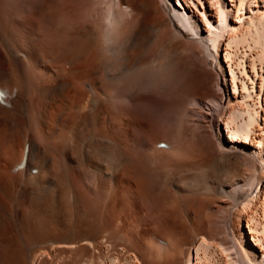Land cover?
<instances>
[{
	"label": "rangeland",
	"instance_id": "rangeland-1",
	"mask_svg": "<svg viewBox=\"0 0 264 264\" xmlns=\"http://www.w3.org/2000/svg\"><path fill=\"white\" fill-rule=\"evenodd\" d=\"M56 1L58 2L60 0H56ZM81 1L82 0H67L63 4L66 3V6H69V8L66 6L65 8L62 6H61L62 8H60V4H59L58 6H53V7L48 8V11L51 14V17L54 19L56 18L58 19V16H60L63 18L65 17L68 22L76 23V25L78 24L77 26L84 25L85 32L90 34L91 36H93L95 40H97V45H98L97 47L99 49L103 48V50L100 49L102 56L98 57V60L102 63L100 69L104 66V64L106 65V69H102L100 73H98L97 76L99 77V85H98L99 88L96 89L97 91L95 90L96 93L92 92V94L95 95L97 99L99 97V100H103L101 99L103 97L108 103L104 100L105 103L103 102L102 104L105 105L107 103L106 106H108V108L110 107V109H107L105 112L101 113L102 115H100V117L102 118L100 119L102 120V122L101 121L100 122L102 124L107 119L106 120L107 124L106 122L104 123V125L106 124L105 125L106 130L104 129L105 132L104 131L103 132L105 134H108L107 135L108 137L109 136L114 137L115 135L116 136L115 139L116 138L119 139V142L121 143L119 144L118 142L122 150L121 153L123 152L122 155L126 154V156L130 158L123 160V162H121L118 165H113V163L111 162V159L115 157L112 155H108L110 153L106 152L99 159V161L97 160V162H94V163L93 161H91L90 164L86 163L88 164V165L85 164L86 166L79 164V162H74L73 163L74 165L72 164L73 166L71 167L73 169L68 168L66 171V174H64L65 173L64 171L66 170L64 165L60 166L59 164H55L54 162L56 169H54L55 168L54 165L53 167H51L52 169L51 172L53 171L51 175L54 173L52 176L55 175V178H58L59 174L63 171V173H61L60 176L65 175L66 180L65 179L64 180L70 184L69 188L71 191H68L69 193L65 191L66 186L64 185H66V182H64L65 184L61 186L60 184L58 185V183H55L52 186H50V193L47 195L46 194L44 196L34 195L33 198L32 196L31 197L28 196L29 198H27V202H28L27 204L29 205L30 203L31 206L30 205L26 206L25 204L26 201L23 198L24 196L23 194L25 192H22L27 188L25 184H27L28 182L27 180L30 176L23 177L24 179L19 178L18 185L15 184V182L12 183V186H15V187L13 189H10L12 186L9 188L11 190V191L9 190L10 193L15 194L16 191H18L16 193V199L18 198V193H19V198H20L19 199L20 200L19 201V207H20L19 215L21 217H19V222L20 221L22 222V219H21L23 217L22 212L24 211L26 207H29L27 209L32 210V211H35L36 209L38 211L40 209L38 212L36 211V214L33 217V220L35 222L38 221V218H41L42 222H46L48 223V225H51L52 227L47 226V229L46 227H44V229H42L43 230L42 232L40 233L37 232L36 234H33V232H31V229H29L28 227H23L22 225H19V234H18L19 241H20L19 244H16L18 241L17 240H16L17 242L15 241L14 235H13V239H12V236L11 238L8 237L9 238L8 241L11 240L10 241L11 243L13 240L14 245L12 244L13 246L11 248V244H10V248H6L7 250L11 249L9 251H6V249L4 248L1 249V252L4 251L3 252L4 255L3 253H1L2 260L0 262L1 263L3 262V264L4 263L5 264H13V263L18 264V261H19L18 259L22 258L23 260L25 257H27V259L28 258L35 259L36 261L35 264H75V262L77 264L78 261H79L78 264L80 263L82 264H85V263L86 264H106L107 263L108 264L109 260H112V258L113 259L120 258L119 261L121 264H128V262L126 261V256L130 255L131 259L129 258L130 260L128 261H131V262L133 261L137 262L135 261V257H136V258H139L143 264H183L186 261V258L188 255L187 252L189 251L188 249L192 248V244H193L192 242L196 240L194 238H197L196 237L197 235L198 236L203 235V236L208 237L209 246H208V250H206L207 254H204V252L203 253L200 252L201 254H199L200 255L199 259L195 256V264H230L231 261H236L235 260L237 258L236 252L241 251L240 241L237 239V234L239 235L240 232H239V229L237 230L235 228H232L233 226H232V223L229 222V219H231L232 221L233 218L235 217L236 221H238L237 220L239 217L238 215L242 214L244 216L242 226L245 229H247L248 232L250 231V226L255 228V230L251 229V232L248 233L249 238H252V235H255L257 228H258V234H260V236L263 234V227H264V142H263V139H264V86H263L264 76L263 74H257L255 71H253L255 72L254 74L255 76H259V78H261V80H259V83H261V87H259V90H263L262 97L259 98V90H257V98H253L251 96V92H247V94L244 95L245 97H243L241 100L242 103L241 102L235 103L237 104V106H239L238 109L241 111L239 115L236 116V119L234 121L235 124L241 123V121H244V120L245 121L247 120V122L251 121L250 127H249L250 129L246 127V129H244L246 131H240L237 134L238 137L240 138L239 140L241 139H244L246 141L251 140L250 142H253V146L255 148V153L254 154L252 153V154L253 156H255V158H258V159H254V163L253 162L251 163V161H247L246 165L244 166L243 164L241 165V163L239 162L234 163V162L229 161V159L225 158L224 160L226 162L222 160L223 163H220L219 168L215 172L214 170H212V167H211L212 163L210 162H212L213 159H215L220 154H223L224 153L223 151H229V149L232 147L231 146L228 147L223 143L221 134H220V137H218V135L216 134V130H215L216 121H214V117L212 118V115L209 114L212 112L209 109L210 105L213 107V109H216L214 111H216L217 112L216 115H218L219 109L221 107L220 105L221 103H223L222 102L223 100L221 99L222 97L221 79H220V76L217 70L215 69L216 68L215 63L212 60L213 58L205 54V51L201 45L194 43L192 40L183 38L179 41L178 46H177V48L179 49L178 57L181 58L180 62L184 64V65L182 64V66L185 67V65H187L188 68L186 70H189L190 72L186 71L187 73L183 74V76H180L179 77L180 79L178 77L174 79L175 76L173 78V77H170L169 74L167 75L164 72L158 71L159 72L158 73L155 71L156 74L158 73V75L157 76L154 75L155 72L153 73L154 76L150 74L149 76H151V80L150 78L148 79V76L147 78H145V76H142L144 77V79L140 76L141 79L140 77L137 78V81L139 79V81L137 82L136 80L134 81L133 79L134 77H132L133 75H130L131 77H129L128 79L126 77V80H123L124 81L123 83H125L123 85V83L121 82L122 81L121 78L125 79L123 77L124 75L121 76L120 71L117 70L119 73L115 71L116 74L120 75L121 77L117 75L116 79L118 78L121 81L119 83H117L118 79L115 81H117L116 82L118 84L117 87H119L121 83L120 87L122 89L116 88V87L114 90L112 88L111 90L104 89L102 87L103 86L102 85L103 80L101 78L102 74H105V72L109 69L110 70H112L113 68L115 69V67H117L120 70V66H118V64H120L121 66L122 64L123 65L125 64L128 65V63L131 64L133 60H135L134 58L135 55L137 57L140 56L139 58H137V60H135V62L137 61L136 62L137 64L140 63L138 64L140 66L142 65L141 62H145L148 59H149L148 60L149 64H150V61L151 60L153 61L154 59L153 61L154 63L152 62L153 65L152 63L150 65L151 66L158 65L157 67H159V65L161 64V62L158 64L159 61H164V60L166 61L168 59L166 54L163 55L162 54L163 52L161 51V49L158 48L159 43H161L162 41L160 42L158 40L161 39L164 42H167L170 36L173 35L174 33V26L172 25V20L170 19L169 13L166 10V7L163 4L162 0H127L126 1L127 5H130L131 7L135 8L134 15L131 16L129 19L133 20V18L136 16L142 22H146V24H150V23L153 24L154 22V23H159L161 25L160 30H154L153 32L152 30L150 31V29L145 30L149 35L147 33H144L145 31L141 33L142 35L139 34L140 35V37L138 35L139 42L137 41L138 39L136 38L137 44L139 46H142L140 44L144 42L147 48L145 47L141 48L138 45H136L137 47L136 46L132 47L130 45L128 46L127 43H125L126 40L124 39L126 32L124 33V36H120L124 32V28L127 31V27L125 26L126 23H124L126 22V20H129L128 18H126L127 16H123V18H121V23L124 25V27H122V24L118 25L116 23H114L113 25H110L111 19H109V17L111 18L112 15L115 16L114 13L118 11V8H119L118 0H116V2L112 0H105V1L104 0H86V2L88 1V3H86V6L79 9L78 5ZM181 1L184 2V7L187 8L189 12H195L199 14L205 8L204 10L209 14V16L212 19L215 18V22L218 21L219 13H216L215 11L217 8L216 6H217L218 0H211L210 8L208 7V0H203V7L199 3L193 5V4H187L185 0H181ZM233 1L234 0L232 1L230 0V4L228 3L227 4L231 6ZM251 1H252L251 6H249L248 4L247 5L248 7L245 8V12L248 15L253 14V12H250V10L257 9L256 4H258V7L263 9L264 0H251ZM256 1H258V3ZM113 3L115 4L113 5ZM237 3L239 4L238 0H237ZM6 7H9V5H6L5 9L0 10L1 16H3V18H1L0 16V28L6 31L8 35H11L12 39L17 38V41H19L20 43L15 45V44H12L11 42L2 41L3 43L2 44L0 43V53H1L0 55L2 56V58L6 57L7 59V54L10 53L8 56H11L15 58L17 61H19V63H17V69L19 70V74L20 75L22 74L21 76L22 80H24L23 81V94L25 98L24 102L27 104V106L29 107L28 104H29V97H30L29 95H31V90H30L32 88L31 86H35L33 84L37 83L36 86L39 83H40L39 85H42L45 82L49 84L51 81V80L48 81L49 79L56 80V78L57 79L59 78V80H61L62 78H64L65 80L70 82L69 86H71V91L67 92V95H69V99H67V101L65 102L67 104V106H65V108L67 107L66 108L67 110L66 115L68 116L67 119L71 120V123L73 120L72 118L73 114H77L79 113V111H83L84 113L86 112L85 114H88V113H92L90 109H92V111H95V109H98L99 108L98 106H100L99 102L93 103L95 106L89 105L91 106V108H87V110L85 111L84 109H80V106L73 108L75 104L77 103L80 104V102L84 98V93L83 95H81L77 90L80 88H84V87L87 89L89 86L88 83L91 82L90 76H88L90 75V72L89 74L83 73V72L85 71L84 68L87 65L89 66L90 63L93 62V60H95V57L92 53V51L95 48L94 43L93 44L90 43L91 45L90 44L88 45L84 43V39H82L80 42L84 43V45H82L79 48L76 58L73 57L72 60L71 59L69 60V54L62 58H59L63 56V54L59 53L61 51L60 49L59 50L54 49L55 47L57 48V45L56 46L54 45L53 40H50L49 36L46 37V35H48L46 33L47 31H44L43 33L39 31L37 32L38 24H35V26L27 25V27H24L26 26V25L23 26L25 18H23L24 15H22L20 12H19V24L16 23L17 21L14 19V16L12 14H11L12 16H10L8 13L10 9L9 8L7 9ZM112 9L114 10L111 11ZM76 12H79V15H80L79 17L78 15H76ZM109 12L111 16L108 15ZM237 12H238L237 9L234 7L233 15H237L238 14ZM39 14L41 15V12H39ZM248 15H245V17H247ZM17 17L18 16H15V18ZM135 18L134 20H139ZM41 19H46V14L45 16H40V20ZM122 19L123 20L125 19V21L123 22ZM200 19L202 20V18ZM203 19L205 20L204 17ZM232 19L235 20L237 19V17L233 16ZM258 22L260 21L259 20L256 21L255 24H249L247 26L248 29L246 27L244 28L245 30L242 31L244 32V34H242L243 38L241 37V39H239L240 42L238 41V39L232 42L233 44H232V55L231 56H233V54L235 55L233 56V58L237 59V68H239V70L241 71L243 70L245 66V64H243V61L247 60L248 57H250L251 53H256V52L260 53L262 50H264V36H263L264 26L259 25L258 27ZM17 28L19 31H17ZM122 28H123V32H121ZM69 29L70 28L65 27V26H63L62 29L58 28L59 31H64V32H68ZM258 30L260 31L261 34H259ZM15 31L17 32V34L15 33ZM158 31L159 33H157ZM21 33L23 34L21 35ZM143 33L147 34L148 36H144ZM221 33L223 35H227L229 33L231 38L235 36L233 34V31H230L229 28H227L226 30H224V28H221V32H219V34ZM24 34H27V35H24ZM63 34H66V33H63ZM151 34L155 36H152ZM219 34H212V32H210V35L211 36L216 35L215 37H218ZM33 35H34V38H36V36L38 37L37 39L33 38V41H32L31 39ZM127 35L125 36V38L127 37ZM223 35H220L218 37V40L222 38ZM25 36L27 37L28 40L25 38ZM147 37H151V39ZM149 39L151 40V43L147 44L148 42H146V40L149 41ZM214 40L215 38H213L212 40L213 47H216L218 41L217 40L214 41ZM118 41L120 43L124 41L123 43L125 44V46L124 44L122 45L125 47V49L124 47H121L122 46L121 44L120 45L118 44ZM22 43L25 45L28 44L26 45L27 47L31 46L30 50L33 49L34 54H32L27 49H24L25 47L23 48ZM52 44H53V50L52 48H50L52 47ZM155 44H158V45H155ZM14 45L15 47H18V48H15ZM115 45L120 46V48H118ZM112 47L114 49H112ZM116 47L123 52L119 51ZM140 48L141 49L145 48V50L140 51L141 50ZM17 49L19 50V52H17L18 51ZM122 49H124L125 51ZM135 49L136 51L138 49L137 52L140 51L143 53L139 52L140 55L139 53H137L138 54L137 55L135 51L133 52V50ZM154 49H158L159 52L158 50L153 51ZM50 51L51 52L54 51V52L51 53ZM127 51L128 52L131 51V53H127ZM148 52L151 53L150 56H148L149 55ZM154 52H157V55H159L158 56L159 58H157ZM226 52L227 51L223 50L222 55H225ZM153 54H155L154 56L156 57L153 59H150L152 58L151 56ZM34 55L39 57L41 60L42 64L40 63L41 65H39V67L37 65V62H35L36 59ZM1 56H0V59H1ZM126 56L127 58H125L126 59L125 60L124 57ZM231 56L230 55L226 56V61H227V58H229V60H233ZM65 58L70 61V64H69V61H67ZM144 58L147 60H145ZM170 58L171 57H169V59ZM128 59H130L132 62H130V60L128 61ZM138 59L140 60L139 62H138ZM155 59H160V60L157 61ZM2 63L3 62H1L0 60V66L2 65ZM227 63H228L227 64L228 71L231 74V72H233L234 70L233 68H231V64H229V62ZM258 63L264 66V56L258 58ZM32 64L36 65V66L33 65L35 67L34 69H32ZM251 64L253 63L251 62ZM5 67L8 70V67H11V65L6 64ZM157 67L155 69H157ZM72 68H74L75 70ZM196 70H200L202 72V75H203L202 78L204 80L203 82H200L199 80H197V79H200L198 77H196L197 79L193 78L194 74H192V72L194 73ZM259 72L263 73L264 69L262 70L261 68ZM231 75L233 76V74ZM83 76H85V78ZM127 76L129 75L127 74ZM127 80H128V83H127ZM142 80L146 82L148 81V82L141 83ZM52 82L54 84L56 83L55 81H52ZM248 82L250 83V86H251L252 84L251 80H248ZM129 83L130 84L133 83L134 86L133 84L130 85ZM144 83L147 85H145ZM137 84H140L143 87V89L142 87H139V85ZM75 88L77 90H75ZM135 88L137 90L141 88L142 90H145V91H142L140 89L139 91H137L140 94L136 95L137 92L135 91L136 92L135 93L133 91V90H136ZM251 88H253V86H251ZM27 89H29L30 91L29 90L27 91ZM256 89H258V87ZM243 91L246 92L245 88H243ZM5 93H8V92L6 91ZM141 95L145 99L140 98ZM7 96H4L6 100L7 98H9ZM150 97H152L153 99H151ZM131 98L132 99L134 98V99L131 100ZM141 99H142V102H145L146 100L147 104L150 106L155 107V105L157 104L156 106L157 108H159L161 103H163L164 105H161V108L159 109L163 110L166 107L164 109L165 111L163 112L164 118H162L163 115H160V112L158 111L153 112V109H151L153 107L150 108L147 105L152 111L148 108L149 110L145 112V116H143L144 113L141 114L143 117L139 114V112H137L139 114V120H138L137 119L138 117L134 116L136 113L132 114L130 112V109L127 110V108H129L128 105L131 106L129 102L130 100H131V103L134 100H135L134 102L137 103L138 101V103H140ZM208 102L210 105L208 104ZM57 104H58L57 106L51 107L52 112L58 110L59 106L60 107L62 106L61 102H58ZM108 104H111V105L109 106ZM124 104H128L126 105V110H125V107L122 106ZM28 107L27 109H29ZM120 108H122L123 110L121 109L122 110L121 111ZM108 110H111V111H108ZM19 111H20L19 119L23 121L22 122L23 128L20 127L19 125V130L18 128L16 130L14 129L13 134L10 135L11 137L9 136L10 138L7 139V142L8 143L10 142V144L7 143L8 145H14L13 149L9 148L11 149V152H13L12 154L13 156L10 153V155L7 154L9 155L10 159L9 157L7 158L9 159V162L14 161V163L17 159H19L20 161L24 157V152H23L24 141H25L24 138L27 136L28 138L27 140L29 141L33 139V137L30 138V135L32 136L33 134L32 129H30L29 127L27 128L24 127V124L26 122L24 121L25 119H23L24 116H22V115L28 116L29 112L26 109H22V110L20 109ZM22 111L24 112V114ZM127 111L131 114V116ZM106 112L107 113L109 112V114L107 115H111L110 120H109V117L106 116ZM258 112L260 113V116H262L260 117V119H258L257 117ZM0 113H3L1 108H0ZM146 113H149L150 115L153 113L152 114L153 116L146 115ZM155 113L156 114L158 113L159 115L158 114L156 115ZM253 115H254L253 119L250 118V116L252 117ZM132 116L135 117V118L133 117V120H131ZM69 117L71 119H69ZM105 117L107 118L105 119ZM144 117L146 118L143 121ZM126 118H129V119H126ZM215 118L217 119L218 116ZM134 120H136V122H133ZM61 122H62L61 120H55V127L57 128V131H56L57 136L62 134V136L59 138L63 139L71 134V136L69 137L72 143H75L74 141H76V143L77 141L78 142L82 141L84 143V146L86 147L89 144V142L93 140V135L95 136L99 134V132L101 131L100 126L102 125V124L101 125L98 124L99 125L98 126L97 124H94L93 128L91 126L90 131H89L85 129V127H83L82 123H79L78 125L79 128H76L72 126L71 124H66L68 126H63L60 124ZM67 123H69V121H67ZM106 126L109 129L106 128ZM61 129L63 130L61 131ZM22 130H25V132ZM20 132L21 133L24 132V133L20 134ZM22 135L24 136L22 137ZM11 138H13V142L11 141ZM230 138H234V137L230 136ZM261 138L263 139L260 142V140L258 139H261ZM117 139L116 141H118ZM162 142L167 143L168 146L167 145L161 146L160 144ZM229 143L231 145L233 142L229 140ZM61 144H64V143H61ZM256 146L258 149L256 148ZM14 149L16 152L12 151ZM123 150L124 151L127 150V152L125 153ZM8 159L1 160V165L3 164L2 166L5 170V174L8 173V168H9ZM101 160L102 161L105 160V161L100 163ZM92 163H93V166L91 165ZM97 164H99L98 167H97ZM33 165L34 166L39 165V166L36 167L34 170L35 172L31 174L32 177H37L42 172V170L47 167V165H43L41 163L40 157L38 160L35 161ZM133 165L136 167L132 170L131 167ZM228 165L229 166L231 165V166L229 167ZM60 167L62 168L64 167L63 170ZM199 167L202 168L201 172H203V170L206 168V170H204L207 172L205 175L206 177L202 176L203 173H201L200 170H198ZM203 167L205 168L203 169ZM227 167H229L230 169ZM59 168H60V173L58 170ZM224 168L225 169L227 168L228 171L227 169L224 170ZM76 169L78 172L80 170L78 175H80L81 173L80 176L77 175L78 179H80L79 182L75 180L77 179V176L76 178H74L75 174H77ZM70 170H74V171H70ZM231 170L233 171L231 172ZM129 171L132 172V175H134V177L133 176H130V177L134 178L135 180H133L132 178L130 179L128 177V174L131 175ZM16 172L17 171L15 168V171L14 170L11 171V175H15ZM97 172L100 174H98ZM136 172L138 173L140 172L138 174L140 176L137 175L138 179L136 178V175H135L137 174ZM145 172L148 175L150 174L151 176H154L155 178L154 181L152 182L153 184L149 192L150 193L149 195L151 197L149 201L145 198L148 193L146 194L144 190L142 191V185H144L143 184L144 181L142 179H144L143 177H145L144 176ZM212 172L214 173L212 174ZM142 174L143 176H141ZM222 174L225 179L222 178ZM251 174L253 175V180L249 178ZM126 175L129 180L126 179L127 178ZM234 176L240 179L241 181L240 189L244 190L245 192L244 197L242 199H239V198L230 199L228 197L227 198L223 197L222 195L219 194V191H220L219 189L221 187V184L224 183L223 180L228 179L229 181L233 182ZM140 181L142 183H139ZM259 181H260V184L258 187ZM86 185H87V188H86ZM79 186L80 188L85 186L84 189L86 188L85 190H87L86 191L87 194L85 195L89 194L91 199H88V197L87 199H81L82 198L81 196L78 197V195H80L78 192L80 189ZM88 186H90V188ZM211 186L214 188L212 189ZM178 188L181 189V194H183L182 205L184 206V208L187 209V211L189 210V214H186L187 211H181L176 207L175 199L177 197L174 192ZM216 188H218V190H214ZM258 189L261 190V192ZM13 190L15 191V193H13L14 192ZM212 190H214L216 193ZM88 191L90 193H88ZM82 192L83 191H81V194ZM258 193L260 197L257 199L256 195ZM152 194L153 195L155 194V195L153 196ZM37 196L39 198H37ZM67 196L70 197L69 199L72 202L69 201ZM184 197H188L187 199L190 198L189 201L190 200L191 201L189 202L188 200L186 201V199L184 200ZM116 198L117 200H115ZM21 199L24 200L25 202H23ZM75 199L78 201H76ZM122 200L125 201V203H123ZM6 202L8 203L7 200ZM9 203L8 205L6 204L4 206L5 207L4 210L6 213H9L10 218H12L15 215L14 213H11V212L15 211L14 209L17 205H16V201L11 203V205L13 204V206L15 205V207L13 206L11 207ZM9 205L11 209H9ZM84 205L90 206V208H92L93 211H89L88 208L87 210H85ZM6 206L8 207L7 208L8 210L6 209ZM136 207L138 209V210L135 209V211L137 210L136 211L137 213H135L134 211V208ZM175 210H178V211H176V213H173ZM228 215H230L231 218ZM114 216H115V219H114ZM136 219L137 221H135ZM83 239L93 241L95 244L93 246L95 250L89 246L88 247L85 246L84 248L86 249L79 250V248L77 247L81 244H85L82 242L84 241ZM107 239L108 241H110L112 245V247L109 248L108 251H107V245H106L108 244V241H106ZM64 242H70V243L75 242L76 245L72 247L73 248L72 250L65 249V248L64 250L62 248L60 249L57 244L64 243ZM120 247H124V248L120 251ZM82 250H86V251L84 252ZM103 250L106 253H104ZM202 251H204V249ZM5 253L6 254L8 253L9 255L7 254L8 255L7 256ZM4 256L7 257L8 261L6 258H5L6 260H4L3 258ZM201 257H203L204 259ZM87 258H89L90 260ZM85 259L87 260V262L86 261L82 262V260L84 261ZM231 264H235V263L232 262Z\"/></svg>",
	"mask_w": 264,
	"mask_h": 264
},
{
	"label": "bare ground",
	"instance_id": "bare-ground-1",
	"mask_svg": "<svg viewBox=\"0 0 264 264\" xmlns=\"http://www.w3.org/2000/svg\"><path fill=\"white\" fill-rule=\"evenodd\" d=\"M65 1H67V0H60V1H56V0H0V10H2V9H5V6L6 5H9V7H6L7 9L9 8L10 10H9V12H8V10H7V12L9 13V15L10 16H14V19L17 21H15L16 23H18L19 24V12L22 14V15H24V17L23 18H25L24 19V23H23V26L24 25H26V26H24V27H27V25L29 26V25H34L35 26V24H38L37 26H38V30H37V32L39 31V32H44V31H47L46 33L48 34V35H46V37L47 36H49L50 37V40H53V43H54V45L56 46L57 45V48L55 47L54 49L55 50H61L59 53L60 54H63V56H61V57H59V58H62V57H64V56H66V55H68L69 54V60L71 59L72 60V58L74 57V58H76V56H77V53H78V50H79V48L82 46V45H84V43H86V44H93L94 43V50L92 51V53H93V55H94V57H95V60H93V62H91L90 63V65L88 66H86L85 68H84V72L83 73H87V74H89V72H90V75H88V76H90V79H91V82H89L88 84H89V86H88V88L86 89L85 87L84 88H80V89H76L75 88V90H77L81 95H83V93H84V98H83V100L80 102V104H75L74 106H73V108H75V107H79L80 106V109H84V111L85 110H87V108H91V106H89V105H94L93 103H100V106H98L97 104V106L99 107L98 109H95V111H92V109H90L91 110V112L92 113H88V114H85L83 111H79V113H77V114H73V116H72V118H73V120H72V123H71V120H68L67 118H68V116L66 115L67 114V110H66V108H65V106H67V104L65 103L66 101H67V99H69V95H67V92L68 91H71V86H69L70 85V82L69 81H67V80H65L64 78H62L61 80H59V78L57 79L56 78V80H54V79H49L48 81H50V83L49 84H47L45 81V83H43L42 85H37L36 86V84L37 83H35V84H33V85H35V86H31L32 88L30 89L31 90V95H29L30 97H29V107L27 106V104L24 102L25 100V98H24V94H23V81L24 80H22V74L20 75L19 74V70L17 69V63H19V61H17L15 58H13V57H11V56H8L9 54H7V59H6V57L5 58H2V56H1V62H3L2 63V65L0 66V90H2V91H4V92H8L7 94H8V96L7 97H9V98H7V100L5 99V97H3L2 99H1V101H0V108L2 109V112L4 113H0V261L2 260V254L1 253H3V252H1V249H6V248H10V244H11V248H12V246L14 245L13 244V240H12V242L10 243V241L11 240H9L8 241V237H10L11 238V236H12V239H13V235H14V237H15V241L17 242H15L16 244H19V237H18V234H19V225H22L23 227H28L29 229H31V232H33V234H36L37 232H42L43 230L42 229H44V227H46V229H47V226H51V225H48V223H46V222H42V219L41 218H38V221L37 222H35L34 220H33V217L35 216V214H36V211H37V209L35 210V211H32V210H29V209H27V208H29V207H24L25 209H24V211L22 212L23 213V217L21 218L22 219V222L20 221L19 222V217H21L20 215H19V193H18V198L16 199V193L18 192V191H16V193H15V191L13 192V193H15V194H11L10 193V189H13L15 186H12V183H14L15 182V184H17L18 185V183H19V178H23V177H29L28 178V182H27V184H25L26 186H27V188L24 190V191H22V192H25L23 195V198H24V200L26 201V206L28 205L27 203V198H29L28 196H32V198H33V196L35 195H41V196H44L45 194L47 195V194H49L50 193V186H52L53 184H55V183H58V185L60 184V186L61 185H64L65 183L64 182H66L65 180H66V177H65V175H62V176H60V174L61 173H63V168L65 167L66 168V170L64 171L65 173L64 174H66V171H67V169L68 168H71L74 164V162H79V164H82L83 166L86 164V163H91V161H93V163L94 162H97V160L99 161V159L107 152V153H110V154H108V155H112V156H114L115 158H112L111 159V162L113 163V165H118V164H120L121 162H123V160H125V159H129L130 157H128V156H126V154H123L122 155V153H121V147L119 146V144H121L120 142H119V139H117L118 141H116V139H115V135H114V137L112 136V137H108L107 135L108 134H105L104 132V129H105V125L107 124V122H106V118L107 117H109V120H110V116L111 115H107V114H109V112L107 113L106 112V116L107 117H105V122H106V124L104 125V123L102 124L101 122H102V120H100V119H102L101 117H100V115H102L101 113H103V112H105L107 109H110V107L108 108V106H106L107 105V101L102 97L101 99H103V100H99V97H98V99H97V97H95V95H93L92 94V92H95V90L96 89H98L99 88V77L97 76L98 75V73H100V71L102 70V69H106V65L104 64V66L100 69V67H101V62L98 60V57H101L102 55H101V51H100V49L97 47L98 45H97V40H95L94 38H93V36H91L90 34H88V33H86L85 32V28H84V25L83 26H77L76 25V23H73V22H68L67 21V19L64 17H60V16H58V19L56 18V19H54V18H52L51 17V14L49 13V11H48V8H50V7H53V6H58L59 4H60V8H62V7H64L65 8V6H66V3L65 4H63ZM105 1V0H104ZM112 1H114V2H116V0H112ZM126 1L127 0H118V4H119V8H118V11L116 12V13H114L115 14V16L114 15H110V12H109V16H111V18L109 17V19H111L110 21V25H113L114 23H116V24H122L121 23V18H123V16H127L126 18H130L131 16H133L134 15V12H135V8H133V7H131L130 5H127V3H126ZM232 1V0H231ZM60 2H62V3H60ZM70 2V1H69ZM110 2V1H109ZM162 2H163V4L165 5V7H166V10L168 11V13H169V16H170V19L172 20V25L174 26V33H173V35H171L170 36V38L167 40V42H164L163 40H158V41H162L161 43H159V49H161V51L163 52H161L163 55L164 54H166V56H167V60L165 61H159L158 62V64L161 62V64L159 65V67H157V66H151L150 64L154 61V59L153 58H155L156 56H157V58H159L158 56L159 55H157V52H154L155 54H156V56H154L155 54H153L151 57L152 58H150V59H153V61L151 60L150 61V64L148 63V60L147 59H145V60H147V61H145V62H141L142 63V65L140 66V65H138V64H140V63H136L135 62V60H137V58H139V57H137L136 55L134 56V58H135V60H133V62L130 60V59H128V61L130 60V62H132L131 64H129L128 63V65H126L125 63V65H123L122 63V66L120 65V64H118V66H120V70L117 68V67H115V69L113 68L112 70H107L106 72H105V74H102V80H103V83H102V87L104 88V89H110L111 90V88L114 90L115 89V87L116 88H121L120 86H121V83H120V85H119V87H117V83H119L121 80V82L123 83L124 81L123 80H126V77H127V79L129 78V77H131L130 75H133L132 77H134L133 79H134V81L136 80L137 81V78H139L140 76L142 77V76H145V78H147V76H148V79L150 78V80H151V76H149L150 74L151 75H153V73L156 71V72H164L165 74H169L170 75V77H173L174 78V76H175V78L174 79H176L177 77L179 78L180 76H183V74H186L187 72L186 71H189V70H186L188 67H187V65H185V67L184 66H182V64L183 63H181L180 62V59L181 58H179L178 57V48H177V46H178V43H179V41L181 40V39H183V38H186V39H188V40H192L194 43H197V44H199V45H201L202 47H203V49H204V51H205V54L206 55H208V56H211L213 59V61H214V63H215V69L217 70V72H218V74H219V76H220V79H221V84H222V89H221V91H222V93H221V95H222V97H221V99L223 100L222 102L223 103H221V107H220V109H219V112H218V115H216V111H214V110H216V109H213V107L209 104V102H208V104L210 105V107H209V109L212 111L211 113H209V114H211L212 115V118L214 117V121H216V126H215V130H216V134L218 135V137H220V134L222 135V140H223V143L226 145V146H228V147H232V148H230L229 149V151H223L224 153L223 154H220L219 156H217L215 159H213V161L212 162H210V163H212L211 165V167H212V170H214L215 172L217 171V169L219 168V166H220V163H223L222 162V160H224L225 158H227V159H229V161H231V162H239V163H241V165L243 164L244 166L246 165V162L247 161H251V163L253 162L254 163V159H258V158H255V156H253V154L255 153V148H254V146H253V142H250V141H246V140H244V139H241V140H239L240 138L238 137V133L240 132V131H246V130H244V129H246V127L247 128H249L250 127V122L251 121H249V122H247V120L245 121H241V123H237V124H235V119H236V116L237 115H239V113L241 112L238 108H239V106H237V104H235L236 102H241L242 103V98L243 97H245L244 95L245 94H247V92H251V96L253 97V98H257V90H259V87H261V83H259V80H261V78H259V76H255L254 74H255V72L257 73V74H263V76H264V72L263 73H261V72H259L260 70H261V68H262V70L264 69V66H262V65H260L259 63H258V58H260V57H262V56H264V50H262L260 53H258V52H256V53H251V55H250V57H248V59L247 60H244L243 61V64H245V66H244V68H243V70L241 71V70H239V68H237V59L236 58H233V56H235L234 54H233V56H231L232 55V42L233 41H235V40H237L238 39V41H239V39H241V37L243 38V35L242 34H244V32H242L243 30H245L244 28L246 27L247 28V26L249 25V24H255V22L256 21H260V22H258V27H259V25L260 26H264V7H263V9L262 8H260V7H258V4H256V7H257V11L256 10H254V9H252V10H250V12H253V14H251V15H248L246 12H245V8H247L248 6V4H249V6H251V4H252V1L251 0H238V2H239V4L237 3V0H234L233 1V3L231 4V6H229L225 1H223V0H218V2H217V8H216V13H219L218 14V16H219V19H218V21L217 22H215V18L214 19H212L210 16H209V14L203 9V11H202V13H203V17L205 18V20L204 19H200L201 17V15L199 16V14H197V13H195V12H189V10H187V8H185L184 7V2L183 1H181V0H177V2H173V0H162ZM257 3H258V1H256ZM86 3H88V1L86 2V0H82L80 3H79V5H78V7H79V9H81V8H83V7H85L86 6ZM69 4V3H68ZM115 3H113V5H114ZM62 6V7H61ZM73 6V5H72ZM228 6V7H227ZM66 7H68L69 8V6H66ZM193 7V6H192ZM236 8L237 9V15H233V8ZM196 8V7H195ZM114 9H112L111 11H113ZM4 11H6V10H4ZM242 11V12H241ZM6 12V13H7ZM39 12H41V15L39 14ZM12 14V15H11ZM45 14H46V19H41L40 20V16H45ZM76 15H78V17L80 16L79 15V12H76ZM245 15H248L247 17H245ZM0 16H1V12H0ZM15 16H18L17 18H15ZM230 16V17H229ZM233 16H236L237 17V19H235V20H233L232 18H233ZM59 17H60V19H59ZM136 17V16H135ZM134 17V18H135ZM200 17V18H199ZM1 18H3V16H1ZM133 18V17H132ZM134 18H133V20L132 19H129V20H126V22H124L125 21V19L123 20V22L124 23H126V27H127V31H126V29L124 28V32H123V28H122V31L121 32H123L120 36H124V33L127 35V37L125 38V36H124V39L126 40L125 41V43H127V45L129 46H136V45H138L137 44V41L139 42V39H138V35L140 34V35H142L141 33L143 32V31H145V30H148V29H150V31L152 30V32L154 31V30H160V24L159 23H154L153 22V24H146V22H142L138 17H136L137 19H139V20H134ZM135 18V19H136ZM5 19V18H4ZM36 19H37V21H36ZM5 21V20H4ZM84 22V21H83ZM220 22H222V23H220ZM14 23V22H13ZM115 24V25H116ZM16 26V25H15ZM63 26H65V27H68V28H70L69 29V31L68 32H64V31H59L58 30V28H60V29H62L63 28ZM121 27V26H120ZM122 27H124V25L122 24ZM21 28H22V26H21ZM221 28H224V30H226L227 28H229L230 29V31H233V34L235 35V36H233L232 38H231V36H230V34L228 33L227 35H223L222 33L221 34H219V32H221ZM121 29V28H120ZM162 29V28H161ZM248 29V28H247ZM262 29V28H261ZM263 29H264V27H263ZM6 30V29H5ZM22 30V29H21ZM35 30V29H34ZM17 31H19L18 30V28H17ZM29 31V30H28ZM259 31V30H258ZM36 32V33H37ZM149 32V31H148ZM210 32H212V34H219L218 35V37L220 36V35H223V37L222 38H220L219 40H218V37H215L214 35L213 36H211L210 35ZM15 33L17 34V32L15 31ZM24 33V32H23ZM23 33H21V35L23 34ZM35 33V32H34ZM63 33H66V34H63ZM144 33H147L146 31L144 32ZM143 33V34H144ZM151 33V32H150ZM157 33H159V31L157 32ZM157 33H155V34H157ZM39 34V33H38ZM37 34V35H38ZM148 34V33H147ZM147 34H144V36H148ZM259 34H261L260 33V31H259ZM20 35V34H19ZM24 35H27V34H24ZM23 35V36H24ZM140 35H139V37H140ZM152 36H155V35H153V34H151ZM159 35V34H158ZM39 36V35H38ZM38 36H36V38H34V35L32 36V41H33V38L34 39H37V37ZM144 36H142V37H144ZM264 36V35H263ZM16 37V36H15ZM21 37V36H20ZM28 37H30V36H28ZM19 38V37H18ZM25 38L27 39V37L25 36ZM123 38V37H122ZM136 38L138 39L137 41H136ZM147 38H150L151 39V37H147ZM213 38H215V40L214 41H218L217 42V45H216V47H213ZM260 38V37H259ZM30 39V38H29ZM82 39H84V43H81L80 41L82 40ZM123 39V40H124ZM149 39V41L148 40H146V42H148L147 44H150L151 43V40ZM20 40V39H19ZM28 40V39H27ZM142 40V39H141ZM2 41H7V42H11L12 44H15V45H17L18 43H20L19 41H17V38H14V39H12V37H11V35H8V33L6 32V31H4V30H2V28H0V43L2 44L3 42ZM35 41V40H34ZM49 41V40H48ZM237 41V42H238ZM124 42V41H123ZM120 43L119 41H118V44L120 45H122V44H124V43ZM145 42V43H146ZM156 42V41H155ZM240 42V41H239ZM90 44V45H91ZM143 44H144V42L142 43V44H140V45H142V46H139V47H145V48H147L146 47V45L144 44V46H143ZM15 45H14V47H15ZM26 45H28V44H26ZM25 44H23L22 43V46H23V48L24 49H27L28 51H30L32 54H34V50L32 49V50H30L31 48V46H26ZM126 45V46H127ZM155 45H158V44H155ZM4 46H5V44H4ZM115 46H117L118 48H120V46H118V45H115ZM115 46H113V47H115ZM124 46H125V44H124ZM123 45L121 46V47H124ZM148 46V45H147ZM7 47V46H6ZM5 47V48H6ZM91 47V46H90ZM112 47V49H114ZM116 47V48H117ZM137 47V46H136ZM138 47V48H139ZM149 47V46H148ZM156 47V46H155ZM15 48H18V47H15ZM50 48H52V50H53V44H52V47H50ZM93 48V47H92ZM115 48V49H116ZM117 48V49H118ZM140 48V49H141ZM145 48L144 49H141L140 51H144L145 50ZM124 49H125V47H124ZM124 49H122V50H124ZM126 49H127V47H126ZM5 50V49H4ZM13 50V49H12ZM18 50V49H17ZM101 50H103V48L101 49ZM111 50V49H110ZM119 50V49H118ZM132 50V49H131ZM155 50H158V49H154L153 51H155ZM223 50H225V51H227L226 52V54L225 55H222L223 54ZM119 51H121V50H119ZM125 51V50H124ZM135 51V53L137 54V53H139V52H137L138 51V49H137V51H136V49L135 50H133V52ZM146 51H147V49H146ZM145 51V52H146ZM148 51H149V49H148ZM7 52V51H6ZM17 52H19V50L17 51ZM51 52V51H50ZM54 52V51H53ZM53 52H51V53H53ZM116 52H118V51H116ZM121 52H123V51H121ZM158 52H159V50H158ZM166 52V53H165ZM127 53H131V51L130 52H128L127 51ZM140 53H143V52H140ZM140 53H139V55H140ZM153 53V52H152ZM1 54V53H0ZM133 54V53H132ZM148 56H150L151 55V53H149L148 52ZM159 54V53H158ZM161 54V55H162ZM19 55V54H18ZM51 55V54H50ZM123 55V54H122ZM138 55V54H137ZM146 55V54H145ZM145 55H144V57H145ZM231 56V58H233V60H229V58H227V61H226V56ZM35 56V59H36V61L35 62H37V65H38V67H39V65H41L42 63H41V60H40V58L39 57H37L36 55H34ZM49 56V55H48ZM154 56V57H153ZM165 56V57H166ZM131 57H132V55H131ZM147 57V56H146ZM169 57H171L170 59H169ZM125 58H127V56L126 57H124V59ZM129 58V57H128ZM133 58V59H134ZM64 59V58H63ZM66 59V58H65ZM163 59V58H162ZM61 60V59H60ZM67 60V59H66ZM69 60H67V61H69ZM122 60V59H121ZM126 60V59H125ZM143 60V59H142ZM155 60H160V59H155ZM63 61V60H62ZM140 60L138 59V62H139ZM156 62V61H155ZM227 62H229V64H231V68H233V72H231V74H233V76L230 74V72L228 71V63ZM251 62L253 63V64H251ZM41 63V64H40ZM154 63V62H153ZM153 63H152V65H153ZM6 64H9V65H11V67H8V70H7V68L5 67V65ZM67 64V63H66ZM69 64H70V61H69ZM34 64H32V69H34L35 67L34 66H36V65H34ZM184 65V64H183ZM69 67V66H68ZM153 67V68H152ZM157 67V69H155ZM117 68V69H116ZM230 68V67H229ZM70 69V68H69ZM72 69H74V68H72ZM37 70V69H36ZM66 70V69H65ZM75 70V69H74ZM120 71V75L121 76H123L125 79H122L121 78V80H119L118 78V82L117 81H115V80H117L116 79V77H117V75L118 74H116V72L115 71ZM23 71V70H22ZM34 71V70H33ZM38 71V70H37ZM117 71V72H118ZM253 71H255V72H253ZM35 72V71H34ZM33 72V73H34ZM68 72V71H67ZM156 72H155V74L154 75H158V73L156 74ZM190 72V71H189ZM188 72V73H189ZM32 73V74H33ZM119 73V72H118ZM35 74V73H34ZM33 74V75H34ZM38 74V73H37ZM82 74V73H81ZM127 74L129 75V76H127ZM162 74V73H161ZM192 74H194V79L196 78V77H198V78H200V79H197V80H199L200 82H203L204 80H203V75H202V72L200 71V70H196L194 73L192 72ZM36 75V74H35ZM120 75H118L119 77H121ZM153 75V76H154ZM195 75H197V76H195ZM43 76V75H42ZM84 78H85V76H83ZM82 77V78H83ZM141 77H140V79H141ZM35 78V77H34ZM80 78V77H79ZM143 79H144V77H142ZM153 78V77H152ZM26 79V78H25ZM39 79V78H38ZM48 79V78H47ZM154 79V78H153ZM152 79V80H153ZM180 79V78H179ZM35 80V79H34ZM42 80V79H41ZM85 80V79H84ZM146 80V79H145ZM161 80V79H160ZM248 80H251V86H253V88H251V86H250V83L248 82ZM37 81V80H36ZM52 81H55L56 83L54 84ZM130 81V80H129ZM134 81H133V83H134ZM138 81H139V79H138ZM137 81V82H138ZM141 81V80H140ZM117 82V83H116ZM131 82V81H130ZM136 82V83H137ZM143 82H146V81H143L142 80V82L141 83H143ZM148 82V81H147ZM146 82V83H147ZM150 82V81H149ZM160 82V81H159ZM195 82H196V80H195ZM200 82H199V84H200ZM241 82H242V84H241ZM127 83H128V80H127ZM132 83V84H133ZM5 84V85H4ZM28 84H30V83H28ZM125 83H123V85H124ZM130 84V83H129ZM132 84H130V85H132ZM145 84V83H144ZM160 84V83H159ZM158 84V85H159ZM203 84V83H202ZM205 84V83H204ZM25 85V84H24ZM137 85H139V87H142L140 84H137ZM145 85H147V84H145ZM145 85H143V86H145ZM162 85V84H161ZM160 85V86H161ZM198 85V84H197ZM206 85V84H205ZM28 86V85H27ZM133 86H134V84H133ZM159 86V87H160ZM163 86V85H162ZM161 86V87H162ZM200 86V85H199ZM204 86V85H203ZM263 86H264V82H263ZM25 87V86H24ZM69 87V88H68ZM136 87V86H135ZM139 87H137V88H139ZM201 87V86H200ZM258 87V89H256ZM133 88V87H132ZM198 88V87H197ZM204 88V87H203ZM243 88H245V90H246V92H244L243 91ZM122 89V88H121ZM136 89V88H135ZM141 89V88H140ZM140 89H136V90H133L134 92L136 91H139ZM142 89H143V87H142ZM141 89V90H142ZM161 89V88H160ZM253 89H255V90H253ZM29 89H27V91H28ZM29 90V91H30ZM27 91H26V93H27ZM97 91V90H96ZM142 91H145V90H142ZM99 92H100V90H99ZM133 92V93H134ZM135 92V93H136ZM30 93V92H29ZM96 93V92H95ZM105 93V92H104ZM134 93V94H135ZM145 93V92H144ZM185 93V92H184ZM262 93H263V90H259V98H261L262 97ZM109 94V93H108ZM134 94H133V96H134ZM138 94H140L139 92H137L136 93V95H138ZM142 94V93H141ZM146 94H147V92H146ZM182 94V93H181ZM26 95V94H25ZM115 95V94H114ZM145 95V94H144ZM183 95V94H182ZM96 96H97V94H96ZM130 96V95H129ZM142 96V95H141ZM140 96V98H144L143 96L141 97ZM190 96V95H189ZM26 97V96H25ZM28 97V96H27ZM105 97V96H104ZM131 97V96H130ZM136 97V96H135ZM146 97V96H145ZM153 97V96H152ZM152 97H150L151 99H153ZM112 98H114V97H112ZM138 98H139V96H138ZM148 98V97H147ZM149 98V99H150ZM130 99V98H129ZM134 99V98H133ZM132 98H131V100H133ZM142 99H141V102H142ZM145 99V98H144ZM104 100L107 102L105 105H103L102 103L104 102ZM109 100V99H108ZM131 100L129 101L130 102V105L131 106H129L128 104H124V105H122V106H124L125 107V110H126V105H128V107L129 108H127V110L128 109H130V112L132 113V114H135L134 116H136V117H138L137 119L139 120V114L141 115L142 113H144L143 114V116H145V112L146 111H148L151 107H153V108H151V109H153V112L155 111V112H160V115H163V117L162 118H164V109L166 108H164L163 109V107H162V109L163 110H161V109H159V108H161V105H164L163 103H161V105H160V107L159 108H157L156 106H157V104L155 105V107L154 106H150V105H148L147 104V102H146V100H145V102H140V103H138V101H137V103L136 102H132L131 103ZM138 100V99H137ZM111 101V100H110ZM151 101V100H150ZM251 101V100H250ZM58 102H61L62 103V106L60 107L59 106V108H58V110H56V111H54V112H52L51 111V107H54V106H57L58 104ZM149 102V101H148ZM152 102H153V100H152ZM166 102V101H165ZM248 102V101H247ZM247 102H245V103H247ZM74 103H76V102H74ZM92 103V104H91ZM105 103V102H104ZM111 103H113V102H111ZM151 103V102H150ZM156 103V102H155ZM159 103V102H158ZM198 103V102H197ZM61 105V104H60ZM109 106L111 105V104H108ZM114 105V104H113ZM150 107H148V106ZM95 106V105H94ZM19 107H20V109L22 110V109H26V110H28V116H25V115H22V116H24V118L23 119H25L24 121L26 122L25 124H24V127L25 128H27V127H29L30 129H32V132H33V134H32V136L30 135V138L31 137H33V139L32 140H27L28 138H27V136L24 138L25 139V141H24V148H23V152H24V157L19 161V159H17L16 161H15V163H14V161L12 162H9V159H10V157H9V155H10V153H11V155L13 154V152H11V149H13L14 148V145H8V144H10V142L8 143L7 142V139H9L11 136V134H13V131H14V129L16 130L17 128H18V130H19V125H20V127H22L23 128V121H21L20 119H19ZM26 107V108H25ZM27 107L29 108V109H27ZM113 107V106H112ZM111 107V108H112ZM149 108V109H148ZM122 108H120V110H121ZM150 109V110H151ZM123 110V109H122ZM121 110V111H122ZM108 111H111V110H108ZM113 111V110H112ZM152 111V110H151ZM23 112V111H22ZM128 112V111H127ZM126 112V113H127ZM137 112H139V114L137 113ZM167 112V111H166ZM165 112V113H166ZM260 112V111H259ZM258 112V119H260V117H262V116H260V113ZM26 113V112H25ZM114 113V112H113ZM129 113V112H128ZM257 113V112H256ZM23 114H24V112H23ZM105 114V113H104ZM111 114H112V112H111ZM130 114V113H129ZM153 114V113H152ZM151 114V115H152ZM156 114V113H155ZM158 114V113H157ZM156 114V115H157ZM66 115V116H65ZM146 115H150L149 113H146ZM150 115V116H151ZM159 115V114H158ZM113 116V115H112ZM116 116V115H115ZM125 116H127V115H125ZM129 116V115H128ZM130 116H131V114H130ZM134 116H132L131 118V120H133V117ZM142 116V115H141ZM142 116V117H143ZM153 116V115H152ZM218 116V120L215 118V117H217ZM71 117V116H70ZM69 117V119H71ZM149 117V116H148ZM157 117V116H156ZM161 117V116H160ZM159 117V118H160ZM253 117H254V115L251 117L250 116V118H252L253 119ZM112 118V117H111ZM135 118V117H134ZM145 118L146 117H144L143 118V121L145 120ZM154 118V117H153ZM126 119H129V118H126ZM136 119V120H137ZM20 120V121H19ZM55 120H61L62 122L60 123L61 125H63V126H68V125H66V124H71L72 126H74V127H76V128H79V123H82V125H83V127H85V129H87V130H89L90 131V128H91V126H92V128H93V125L94 124H102L101 126H100V129H101V131L99 132V134H97V135H93V140L92 141H90L89 142V144L87 145V147L86 146H84V143L82 142V141H80V142H78L77 141V143H76V141H74L75 143H72L71 142V140H70V137L69 136H71V134L69 135V136H67V137H65V138H59V137H61L62 136V134H60L59 136H57V128L55 127ZM108 120V121H109ZM130 120V121H131ZM136 120H134L133 122H136ZM142 120V119H141ZM154 120V119H153ZM248 120H250V119H248ZM67 121H69V123H67ZM101 121V122H100ZM143 121H141V122H143ZM254 121V120H253ZM140 122V121H139ZM239 122V121H238ZM129 123V122H128ZM132 123V122H131ZM233 123V124H232ZM70 125V126H71ZM85 125V126H84ZM253 125V124H252ZM69 126V127H70ZM99 126V125H98ZM109 126V125H108ZM80 127H82V126H80ZM96 127V126H95ZM55 128H56V130H55ZM63 128V127H62ZM106 128H108L107 126H106ZM111 128V127H110ZM252 128V127H251ZM21 129V128H20ZM71 129V128H70ZM84 129V128H83ZM98 129V128H97ZM109 129V128H108ZM250 129V128H249ZM255 129V128H254ZM17 130V131H18ZM63 129H61V131H62ZM77 130V129H76ZM92 130V129H91ZM106 130V129H105ZM22 131H24L25 132V130H22ZM21 131V132H22ZM84 131V130H83ZM96 131V130H95ZM97 131H99V130H97ZM104 131V132H103ZM254 131H256V130H254ZM20 132V134H23V133H21ZM27 132V131H26ZM71 132V131H70ZM93 132V131H92ZM18 133V132H17ZM91 133V132H90ZM89 133V134H90ZM107 133V132H106ZM94 134V133H93ZM103 134H105V135H103ZM10 136V137H9ZM24 135H22V137H23ZM230 136H233L234 138H230ZM254 136V135H253ZM29 137V136H28ZM69 137V138H68ZM87 138V137H86ZM253 138V137H252ZM72 139V138H71ZM82 139V138H81ZM262 139L263 138H261V139H258V140H260V142L262 141ZM87 140V139H86ZM85 140V141H86ZM229 140L230 141H232L233 143L230 145V143H229ZM249 140V139H248ZM254 140V139H253ZM10 141V140H9ZM11 141L13 142V138H11ZM161 141V140H160ZM12 142H11V144H12ZM118 142H119V144H118ZM263 142H264V139H263ZM8 143V144H7ZM61 143H64V144H61ZM86 145V144H85ZM165 145H167V143H165ZM122 146V145H121ZM168 146V145H167ZM263 146V145H262ZM25 147H27L28 149H27V152H26V149H25ZM9 148H11V149H9ZM256 148H257V146H256ZM124 149V148H123ZM258 149V148H257ZM12 151H15V149L14 150H12ZM124 151V150H123ZM16 152V151H15ZM14 152V153H15ZM125 153L127 152V150H125L124 151ZM253 153V154H252ZM7 154H9V155H7ZM125 155V156H124ZM13 156V155H12ZM31 156V157H30ZM116 156H117V158H116ZM7 157H9V159L7 158ZM39 157H40V159H41V163L43 164V165H47V167L45 168V169H43L42 170V172L37 176V177H32L31 176V174L32 173H34L35 171V168L36 167H38V166H34L33 164L35 163V161L36 160H38L39 159ZM106 157V156H105ZM109 157V156H108ZM31 158H32V160H31ZM3 159H8V173H6L5 174V170H4V168H3V164L1 165V160H3ZM103 159V158H102ZM110 159V158H109ZM115 159V160H114ZM148 159V158H147ZM13 160V159H12ZM24 160V163H23V165H22V167H18L19 166V162H20V164H21V162ZM55 160V161H54ZM106 160V159H105ZM105 160H101L100 161V163H102V162H104ZM108 160V159H107ZM109 161V160H108ZM182 161V160H181ZM54 162H55V164H59L60 166L61 165H64V167L62 168V167H60L62 170V172L60 173V168L58 169L59 170V177L58 178H55V175L54 176H52L51 175V173L53 172H51V167H53V165H54ZM107 162V161H106ZM224 162H226L225 160H224ZM12 163V164H11ZM14 163V164H13ZM93 163L91 164L92 166H93ZM99 163V162H98ZM51 164H52V166H51ZM73 164V165H72ZM81 165V166H82ZM86 165H88V164H86ZM85 165V166H86ZM95 165H96V163H95ZM98 165L99 164H97V167H98ZM205 165V164H204ZM203 165V166H204ZM223 165V164H222ZM235 165V164H234ZM91 166V167H92ZM134 166V165H133ZM131 167L132 168V170L136 167V166H134V167ZM202 166V165H201ZM229 166V165H228ZM231 166V165H230ZM229 166V167H230ZM236 166V165H235ZM243 166V167H244ZM54 169H56V166L54 165ZM57 167H59V166H57ZM185 167V166H184ZM194 167V166H193ZM197 167V166H196ZM225 167H226V165H225ZM229 167H227V168H229ZM255 167V166H254ZM253 167V168H254ZM15 168H16V173H15V175H11V171H15ZM40 168H42V167H40ZM88 168V167H87ZM89 168H90V166H89ZM88 168V169H89ZM205 167H203V169H204ZM220 168H222V167H220ZM226 168V169H227ZM235 168V167H234ZM12 169V170H11ZM71 169H73V168H71ZM100 169H102V168H100ZM189 169H191V168H189ZM198 169V168H197ZM201 169L202 168H200L199 167V169L198 170H200V172H201ZM225 168H224V170H226ZM230 169V168H229ZM231 169H233V168H231ZM75 170V169H74ZM74 170H70V171H74ZM137 170V169H136ZM136 170H134V171H136ZM146 170V169H145ZM151 170V169H150ZM204 170H206V168L204 169ZM203 170V172H201V173H203V177H206L205 175H206V171H204ZM211 170V171H212ZM222 170V169H221ZM10 171V172H9ZM55 171H57V170H55ZM69 171V170H68ZM76 171H77V169H76ZM97 171V170H96ZM156 171V170H155ZM190 171V170H189ZM223 171V170H222ZM227 171H228V169H227ZM226 171V172H227ZM233 170H231V172H232ZM79 172H80V170H79ZM79 172L77 171V174H75V176H74V178H76V176L79 174ZM90 172V171H89ZM101 172V171H100ZM112 172V171H111ZM153 172H154V170H153ZM197 172H199V171H197ZM58 173V172H57ZM98 173V172H97ZM113 173V172H112ZM129 173H131V175L130 174H128V177L131 179L132 177H130V176H133L134 177V175H132V172H130L129 171ZM137 174H135L136 175V178H137V175L140 173H138V172H136ZM150 173V172H149ZM214 172H212V174H213ZM219 173H220V171H219ZM222 173V172H221ZM8 174V175H7ZM73 174V173H72ZM94 174V173H93ZM98 174H100V173H98ZM97 174V175H98ZM134 174V173H133ZM166 174V173H165ZM254 174V173H253ZM80 175H81V173H80ZM80 175H78V176H80ZM96 175V174H95ZM94 175V176H95ZM153 175H154V173H153ZM215 175V174H214ZM220 175V174H219ZM230 175V174H229ZM78 176H77V179H78ZM138 176H140V175H138ZM141 176H143V174L141 175ZM144 176L145 177H143L144 179H142L144 182H143V184L144 185H142V191L144 190V192L147 194L146 195V199L149 201V199L151 198L150 197V189H151V186H152V182L154 181V176H151L150 174L148 175L146 172H145V174H144ZM237 176V175H236ZM236 176H234L233 178V182L232 181H229L228 179H226V180H223L222 178H224L223 177V174H222V180L224 181V183H222L221 184V187H220V191H219V194L220 195H222L223 197H228V198H232V199H237V198H239V199H242L243 197H244V190H242V189H240V187H241V181H240V179L238 178V177H236ZM126 177H127V175H126ZM128 177L126 178L127 180H129L128 179ZM165 177V176H164ZM211 177H212V175H211ZM216 177H218V176H216ZM216 177H215V179H216ZM141 178V177H140ZM218 178H220V177H218ZM249 178H251V180H253V175L251 174V176H249ZM24 179V178H23ZM65 179V180H64ZM73 179V178H72ZM75 179L77 182H79V180L80 179ZM99 179V178H98ZM100 179H101V177H100ZM133 180H135L134 178H132ZM138 179V178H137ZM137 179H136V181H137ZM225 179V178H224ZM22 182V181H21ZM69 182V181H68ZM75 182V181H74ZM129 182V181H128ZM229 182V183H228ZM132 183V182H131ZM134 183V182H133ZM139 183H142L141 181L139 182ZM156 183V182H155ZM76 184V183H75ZM137 184H138V182H137ZM259 184H260V181L258 182V187H259ZM14 185V184H13ZM16 185V186H17ZM70 184L69 183H67L66 182V185H64V186H66V189H68V190H66L65 189V191H71L70 190V186H69ZM78 185V184H77ZM12 186V187H11ZM63 186V187H64ZM133 186V185H132ZM135 186V185H134ZM140 186V185H139ZM154 186V185H153ZM222 186H223V188H222ZM11 187V188H10ZM84 187L85 186H83L82 188H80V186H79V188L81 189V191H83L82 192V194H81V191H80V189H79V194L80 195H78V197L79 196H81L82 198L81 199H87V197H88V199H91V197H90V195L88 194V195H85V194H87V190H85L86 188H87V185H86V188L84 189ZM89 188H90V186H88ZM210 187V186H209ZM10 188V189H9ZM211 188L213 189L214 187H212L211 186ZM219 188V187H218ZM218 188H216V189H214V190H218ZM83 189V190H82ZM10 190V191H9ZM85 190V191H84ZM89 190V189H88ZM211 190V189H210ZM214 190H212V191H214ZM259 190V189H258ZM261 190H262V188H261ZM261 190H259L260 192H261ZM215 192V191H214ZM218 192V191H217ZM38 193V194H37ZM53 193V192H52ZM59 193V192H58ZM69 193V192H68ZM67 193V194H68ZM83 193H84V195H83ZM88 193H90L89 191H88ZM139 193V192H138ZM175 194H176V199H175V204H176V207L179 209V210H181V211H187V209L186 208H184V206L182 205V199H183V194H181V189H176L175 190V192H174ZM216 193V192H215ZM54 194H56V193H54ZM69 195V194H68ZM74 195V194H73ZM142 195H143V193H142ZM153 195V194H152ZM151 195V196H152ZM155 195V194H154ZM153 195V196H154ZM59 196V195H58ZM71 196V195H70ZM185 196V195H184ZM56 197V196H55ZM68 197V199L70 198L69 196H67ZM107 197V196H106ZM144 197V196H143ZM147 197H149V198H147ZM256 197H257V199L260 197V195H259V193L256 195ZM22 198V199H23ZM37 198H39L38 196H37ZM57 198V197H56ZM119 198V197H118ZM154 198V197H153ZM156 198V197H155ZM188 197H184V200L186 199V201L188 200L189 201V199H187ZM21 199V200H22ZM238 199V200H239ZM6 200L8 201V203L11 205V203H13V202H15L16 201V207H15V205L13 206V204L11 205V207L13 206V207H15V211L14 212H11V213H14V215L15 216H13L12 218H10V215H9V213H6L5 212V210H4V206L7 204L8 205V203L6 202ZM24 200H22L23 202H25ZM38 200V199H37ZM73 200V199H72ZM76 200V199H75ZM115 200H117V198L115 199ZM114 200V201H115ZM50 201V200H49ZM69 201H71L70 199H69ZM76 201H78V200H76ZM123 201V200H122ZM135 201V200H134ZM133 201V202H134ZM191 201V200H190ZM189 201V202H190ZM6 202V203H5ZM72 202V201H71ZM74 202V201H73ZM81 202V201H80ZM79 202V203H80ZM84 202V201H83ZM102 202V201H101ZM116 202V201H115ZM40 203V202H39ZM42 203V202H41ZM56 203V202H55ZM103 203V202H102ZM123 203H125V201H123ZM113 204H114V202H113ZM175 204H174V206H175ZM10 205H9V209H11L10 208ZM29 205H30V203H29ZM28 205V206H29ZM34 205V204H33ZM105 205V204H104ZM157 205V204H156ZM25 206V205H24ZM31 206V205H30ZM85 206V205H84ZM102 206H103V204H102ZM101 206V207H102ZM3 207V208H2ZM101 207H100V209H101ZM132 207V206H131ZM130 207V208H131ZM138 207V206H137ZM137 207L136 208H134V211H135V209H137ZM8 207L6 206V209H7ZM32 208V207H31ZM38 208V207H37ZM87 208L89 209V211H93V209L92 208H90V206H85L84 207V209L85 210H87ZM133 208V207H132ZM145 208V207H144ZM156 208V207H155ZM176 208V209H177ZM33 209V208H32ZM8 210V209H7ZM40 210V209H39ZM38 210V211H39ZM129 210H131V209H129ZM138 210V209H137ZM136 210V211H137ZM157 210V209H156ZM155 210V211H156ZM10 211V210H9ZM9 211H7V212H9ZM37 211V212H38ZM103 211V210H102ZM135 211V213H137ZM176 211H178V210H175L173 213H176ZM180 211V212H181ZM157 212V211H156ZM134 213V214H135ZM184 213H186V212H184ZM8 214V215H7ZM180 214V213H179ZM186 214H189V210L187 211V213ZM22 215V214H21ZM38 215V214H37ZM100 215V214H99ZM116 215V214H115ZM231 215V214H230ZM230 215H228V216H230ZM51 216V215H50ZM177 216V215H176ZM189 216V215H188ZM239 217H238V221H236V219H235V217L233 218V220L231 221V219H229V222H231L232 223V228H235V229H239V232H240V234L238 235L237 234V239L240 241V252H236V261H231L230 262V264L233 262V263H235V264H264V227H263V234L260 236V234H258V228L256 229V233H255V235H252V238H249V234L248 233H250L251 232V229H253V230H255V228L254 227H252V226H250V231L248 232L247 231V229H245L243 226H242V223H243V219H244V216L242 215V214H239L238 215ZM41 217V216H40ZM139 217V216H138ZM150 217V216H149ZM230 218H231V216H230ZM37 219V218H36ZM114 219H115V216H114ZM138 219V218H137ZM137 219L135 220V221H137ZM148 219V218H147ZM139 220V219H138ZM40 221V222H39ZM45 221V220H44ZM111 221V220H110ZM51 222V221H50ZM140 222V221H139ZM88 224V223H87ZM112 224V223H111ZM230 224V223H229ZM46 225V226H45ZM59 225V224H58ZM61 225V224H60ZM52 227V226H51ZM56 227V226H55ZM81 227V226H80ZM84 227H85V225H84ZM144 227V226H143ZM27 229V228H26ZM50 229V228H49ZM58 229V228H57ZM28 230V229H27ZM31 232H30V234H31ZM82 232V231H81ZM38 235V234H37ZM251 235V234H250ZM63 237H64V235H63ZM197 238H194V239H196L195 241H193L192 243V248H189L187 251V253H188V255H187V258H186V261H185V263H183V264H195V256L199 259V254H201V253H203L204 252V254H207V252H206V250H208V246H209V239H208V237H206V236H201V235H197L196 236ZM58 239V238H57ZM106 239V238H105ZM235 239V238H234ZM65 240V239H64ZM84 240V239H83ZM22 241V240H21ZM37 241V240H36ZM39 241V240H38ZM106 241H108V239L106 240ZM83 243H85V244H81V245H79L77 248H79V250L80 249H86V248H84L85 246H89V247H91L92 249H94V242L93 241H91V240H84V241H82ZM13 244V245H12ZM58 246H59V248L61 249H63L64 250V248L65 249H73L72 247H74L76 244H75V242H72V243H70V242H64V243H59V244H57ZM56 245V246H57ZM107 245V251H108V249L109 248H111L112 247V245H111V243H110V241H108V244H106ZM76 248V247H75ZM75 248H74V250H75ZM76 248V249H77ZM124 247H120V251L123 249ZM38 249V248H37ZM58 249V248H57ZM204 249V251H202ZM237 249H238V247H237ZM9 250H11V249H6V251H9ZM95 250V249H94ZM40 251V250H39ZM62 251V250H61ZM82 251H86V250H82ZM81 251V252H82ZM97 251V250H96ZM112 251V250H111ZM116 251V250H115ZM92 252H93V250H92ZM103 252H104V250H103ZM117 252V251H116ZM201 252V253H200ZM9 253V252H8ZM7 253V254H8ZM104 253H106V252H104ZM6 254V253H5ZM6 254V255H7ZM18 254V253H17ZM23 254V253H22ZM3 255H4V253H3ZM9 255V254H8ZM7 255V256H8ZM91 255H93V254H91ZM203 255V254H202ZM20 256V255H19ZM62 256H64V255H62ZM205 256V255H204ZM22 257V256H21ZM25 257V256H24ZM35 257H37V256H35ZM84 257V256H83ZM89 257V256H88ZM92 257V256H91ZM90 257V258H91ZM108 257V256H107ZM4 258V260H6L7 259V257L6 256H4L3 257ZM6 258V259H5ZM69 258V257H68ZM112 258V257H111ZM130 258V255H127L126 256V261L128 262V264L131 262V261H128V260H130L129 259ZM201 258H203V257H201ZM200 258V259H201ZM16 259V258H15ZM84 259V258H83ZM87 259H89V258H87ZM106 259V258H105ZM109 259V258H108ZM120 259V258H119ZM119 259H113L112 258V260H109V262H108V264H121L120 263V261H119ZM133 259V258H132ZM204 259V258H203ZM14 260V259H13ZM19 260V261H18ZM18 260H16V261H18V264H35L36 263V261H35V259H32V258H28L27 259V257H25L23 260H22V258H20V259H18ZM90 260V259H89ZM114 260V261H113ZM134 260V259H133ZM7 261H8V259H7ZM7 261H5V262H7ZM87 262V260L85 259L84 261L82 260V262ZM135 261H137V262H131L132 264H143L142 263V261L139 259V258H136L135 257ZM80 262H81V260H80ZM198 262V261H197ZM1 263V262H0ZM78 263H79V261H78ZM77 263V264H78ZM130 263V264H131ZM1 264H3V262L1 263ZM5 264V263H4ZM14 264V263H13ZM16 264V263H15ZM75 264H76V262H75ZM80 264H82V263H80ZM86 264V263H85ZM107 264V263H106Z\"/></svg>",
	"mask_w": 264,
	"mask_h": 264
},
{
	"label": "snow or ice",
	"instance_id": "snow-or-ice-1",
	"mask_svg": "<svg viewBox=\"0 0 264 264\" xmlns=\"http://www.w3.org/2000/svg\"><path fill=\"white\" fill-rule=\"evenodd\" d=\"M173 2H177V0H173ZM185 2L187 4H201V6L203 7V0H185ZM226 3L230 4V0H225ZM208 7L210 8L211 7V0H208ZM199 15H201V18L203 19V13L200 12ZM7 93H5L4 91L0 90V98H3L4 96H6Z\"/></svg>",
	"mask_w": 264,
	"mask_h": 264
},
{
	"label": "water",
	"instance_id": "water-1",
	"mask_svg": "<svg viewBox=\"0 0 264 264\" xmlns=\"http://www.w3.org/2000/svg\"><path fill=\"white\" fill-rule=\"evenodd\" d=\"M25 149H26V152H27V149H28V148H27V147H25ZM24 158H25V157H24ZM23 163H24V160H23V162H22V164H21V165H23Z\"/></svg>",
	"mask_w": 264,
	"mask_h": 264
}]
</instances>
